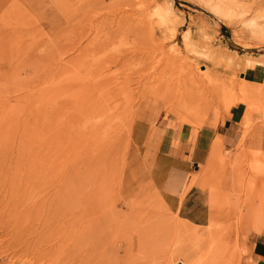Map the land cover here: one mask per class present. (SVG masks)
Listing matches in <instances>:
<instances>
[{
	"label": "rangeland",
	"instance_id": "rangeland-1",
	"mask_svg": "<svg viewBox=\"0 0 264 264\" xmlns=\"http://www.w3.org/2000/svg\"><path fill=\"white\" fill-rule=\"evenodd\" d=\"M263 226L264 0H0V264H247Z\"/></svg>",
	"mask_w": 264,
	"mask_h": 264
},
{
	"label": "crops",
	"instance_id": "crops-1",
	"mask_svg": "<svg viewBox=\"0 0 264 264\" xmlns=\"http://www.w3.org/2000/svg\"><path fill=\"white\" fill-rule=\"evenodd\" d=\"M247 79H243L246 82L259 84L263 81V75L258 65L255 64L252 67H247L244 71ZM234 120L225 118L222 122H219L215 127L214 133L219 137L224 147L228 143H232L235 138V128L233 125ZM207 134L198 131L194 142L191 144L187 140L179 139L180 147L176 148L173 153H168L171 161V168L174 170H187L189 165L194 163H200L203 161L205 146V138ZM180 152L181 154L179 155ZM201 156V158H199ZM172 176V174H170ZM174 182L172 177L168 179L167 190L163 192V197L168 207L177 217L188 219L191 222L198 224L203 221H196L195 218L204 217V194L203 189L197 186L189 187L181 197L175 192L178 191V184ZM247 264H264V226L259 231L254 233L250 239L249 252L247 255Z\"/></svg>",
	"mask_w": 264,
	"mask_h": 264
},
{
	"label": "bare ground",
	"instance_id": "bare-ground-1",
	"mask_svg": "<svg viewBox=\"0 0 264 264\" xmlns=\"http://www.w3.org/2000/svg\"><path fill=\"white\" fill-rule=\"evenodd\" d=\"M207 2H210V1H207ZM219 3V2H218ZM213 10L216 12V11H219V10H221L219 7H217V5L215 6V7H213ZM149 13V12H148ZM220 13V12H219ZM150 14V13H149ZM173 15V12H172V10H171V7L168 5V6H163V7H159V8H156V9H154L153 11H151V17H153V19L155 18V22L152 20V18H150L151 20H152V22L153 23H156V24H158V26L159 25H161V27L162 26H164V28H165V25H168L170 22H171V17H173L172 16ZM149 21V20H148ZM254 21V20H253ZM151 24V23H150ZM253 24V23H252ZM152 25V24H151ZM153 27H154V25H153ZM168 27V26H167ZM184 36H186V35H184ZM194 51V50H193ZM192 53V52H191ZM260 132V131H259ZM263 133V132H262ZM260 134H261V132H260ZM258 134H256V136H257ZM255 136V137H256ZM259 138V137H258ZM257 138V139H258ZM246 139V137L245 138H243V140H244V145H245V140ZM254 139V138H253ZM257 139H256V141H257ZM253 141V140H252ZM250 141L249 140V142L247 141V144L245 145V147H246V149H247V145L248 146H250V144H254V142L255 141ZM260 142V141H259ZM256 144H257V142H256ZM243 145V144H242ZM250 208V207H249ZM249 211V210H248ZM247 211V212H248ZM238 225V224H237ZM239 230V229H238ZM231 233V232H230ZM237 233V232H236ZM227 234V233H226ZM226 240H228V239H226ZM236 243V242H235ZM236 245H237V243H236ZM229 247V246H228ZM230 247H231V245H230ZM236 247V246H235ZM227 250H229V248L227 249ZM230 251V250H229ZM234 251H235V249H234ZM229 253V252H228ZM231 254V253H230ZM176 257V256H175Z\"/></svg>",
	"mask_w": 264,
	"mask_h": 264
},
{
	"label": "water",
	"instance_id": "water-1",
	"mask_svg": "<svg viewBox=\"0 0 264 264\" xmlns=\"http://www.w3.org/2000/svg\"><path fill=\"white\" fill-rule=\"evenodd\" d=\"M221 31L227 35L226 30L223 26H221Z\"/></svg>",
	"mask_w": 264,
	"mask_h": 264
}]
</instances>
